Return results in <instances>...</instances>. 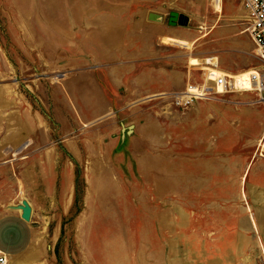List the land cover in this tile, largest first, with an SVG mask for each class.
Returning <instances> with one entry per match:
<instances>
[{"label":"rangeland","instance_id":"374dc122","mask_svg":"<svg viewBox=\"0 0 264 264\" xmlns=\"http://www.w3.org/2000/svg\"><path fill=\"white\" fill-rule=\"evenodd\" d=\"M239 3L224 0V17L235 14L242 30ZM94 7V0H0V181L15 173L19 196L37 210L32 264H264L243 196L207 192L208 165L251 162L257 139L241 155L217 154L213 135L197 126L196 104L179 111L165 96L134 106L115 98L113 110L95 113L102 84L97 92L88 84L80 112L78 38ZM237 41L224 63L211 61L216 69L264 70L248 34ZM18 125L31 129L22 151Z\"/></svg>","mask_w":264,"mask_h":264},{"label":"crops","instance_id":"0c3cea01","mask_svg":"<svg viewBox=\"0 0 264 264\" xmlns=\"http://www.w3.org/2000/svg\"><path fill=\"white\" fill-rule=\"evenodd\" d=\"M219 1L94 0V10L85 12V18L93 21L80 29L78 38L80 112L85 114L82 108L87 106V94L92 91L89 83L95 84L96 92L102 84V105L95 113L106 114L113 110L115 98L134 106L135 101L170 97L183 91L188 83L199 81L197 65L216 57L224 63L226 54L230 56L238 45L237 35L245 28L237 29L241 22L235 14L224 17V0ZM172 12L181 24H168ZM182 18L186 21L182 22ZM231 29H235L236 38L231 37ZM256 50L253 47L248 51L257 53ZM251 65V70L260 71ZM244 70L239 68L235 71L240 73L231 76L236 85L243 84L236 91H247ZM245 91L230 94L229 101L195 103L197 126L213 135L217 154L241 155L256 139L258 146L264 133V108L260 105L264 104V93ZM217 92H221L220 88ZM26 126L18 125V149L24 139L31 137V129ZM238 147L243 149L237 151ZM257 152L256 159L240 160L234 167L225 162L210 163L207 183L211 190L207 192L242 195L249 222L259 230L264 242V151L258 148ZM18 178L14 173V177L0 181V251L7 264H32L35 257L28 251L38 213L31 201L19 196ZM22 200L31 208L28 222L21 218L20 210L11 208Z\"/></svg>","mask_w":264,"mask_h":264},{"label":"built area","instance_id":"2783aa9c","mask_svg":"<svg viewBox=\"0 0 264 264\" xmlns=\"http://www.w3.org/2000/svg\"><path fill=\"white\" fill-rule=\"evenodd\" d=\"M241 2L245 11V32L253 45L260 51L258 58L264 62V0H238ZM212 61V60H211ZM209 60H205L201 65H197L199 80L196 83H188L184 90L172 94L169 99L171 105L179 110L185 111L198 101L210 100L212 95H225L234 92L236 88L243 87L241 82L236 85L235 79L225 73L218 75L214 71H218L217 64ZM220 72V71H219ZM247 89L256 94L264 93V70H250L246 72ZM218 88L221 92L218 93ZM242 91V90H241ZM244 91V90H243ZM264 101V98L261 99ZM258 148L264 151V133L258 142ZM259 155L260 152H259ZM6 256L0 251V264H7Z\"/></svg>","mask_w":264,"mask_h":264},{"label":"water","instance_id":"95a60500","mask_svg":"<svg viewBox=\"0 0 264 264\" xmlns=\"http://www.w3.org/2000/svg\"><path fill=\"white\" fill-rule=\"evenodd\" d=\"M168 24L169 25H175V24H181L180 22V18L178 17V15L176 13H170L169 14V18H168ZM12 209L15 210H20L21 211V218L28 222L30 220V213H31V208L29 206V204L27 203V201L22 200L20 202V204L11 207Z\"/></svg>","mask_w":264,"mask_h":264},{"label":"bare ground","instance_id":"6f19581e","mask_svg":"<svg viewBox=\"0 0 264 264\" xmlns=\"http://www.w3.org/2000/svg\"><path fill=\"white\" fill-rule=\"evenodd\" d=\"M217 1H219V0H217ZM219 3H220V1H219ZM217 4H218V3H217ZM217 4H215V5H217ZM218 5H219V4H218ZM218 5H217V6H218ZM215 7H216V6H215ZM218 8H219V6L217 7V9H218ZM215 10H216V9H215ZM218 10H219V9H218ZM256 52H257V54H259V53H260V51H259L258 49L256 50ZM214 73H216V74H220V72H218V71H214ZM244 76H245V75H244ZM26 145H27V144H26V143H24V144H23V146H22L20 149H24V148L26 147ZM18 150H19V149H18ZM18 150H16V152H17ZM16 152H15V154H14V155H16V154H17ZM12 156H13V155H12Z\"/></svg>","mask_w":264,"mask_h":264},{"label":"trees","instance_id":"16d2710c","mask_svg":"<svg viewBox=\"0 0 264 264\" xmlns=\"http://www.w3.org/2000/svg\"><path fill=\"white\" fill-rule=\"evenodd\" d=\"M186 21V19L185 18H182V22H185ZM77 200V198L75 199V201Z\"/></svg>","mask_w":264,"mask_h":264}]
</instances>
